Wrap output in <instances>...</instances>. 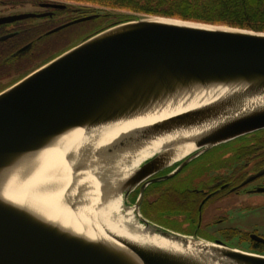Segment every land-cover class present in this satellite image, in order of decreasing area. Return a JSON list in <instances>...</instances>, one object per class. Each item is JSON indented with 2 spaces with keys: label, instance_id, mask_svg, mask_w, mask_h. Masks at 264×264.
Returning a JSON list of instances; mask_svg holds the SVG:
<instances>
[{
  "label": "water",
  "instance_id": "95a60500",
  "mask_svg": "<svg viewBox=\"0 0 264 264\" xmlns=\"http://www.w3.org/2000/svg\"><path fill=\"white\" fill-rule=\"evenodd\" d=\"M44 16L1 17L0 25ZM99 17L91 14L47 34ZM210 87L225 89L207 103L128 131L95 151L86 149L92 163L77 169L91 170L103 182V196H121L124 213L131 210L143 227L140 233L179 242L183 251L111 232L90 236L5 196L11 176L71 133L130 121L180 95ZM260 100H264V32L163 16L112 24L28 74L0 92V264H264L263 254L168 231L141 212L149 185L175 177L208 150L264 130V103L253 104ZM193 130L200 133L181 140L195 146L185 157L171 162L176 141L134 167L137 152L146 143ZM179 162L172 173L152 178ZM139 186L131 205L128 196ZM84 192L77 190L73 209Z\"/></svg>",
  "mask_w": 264,
  "mask_h": 264
},
{
  "label": "flooded vegetation",
  "instance_id": "af4514ba",
  "mask_svg": "<svg viewBox=\"0 0 264 264\" xmlns=\"http://www.w3.org/2000/svg\"><path fill=\"white\" fill-rule=\"evenodd\" d=\"M56 3L64 4L66 7L53 8L47 6L48 4ZM10 4L16 7L20 5V3L13 0L0 1V5L3 7H13ZM33 6L35 8L31 11L0 14V18L24 13L46 15L41 18H29L0 25V30L3 31L0 34V38L9 34H14L11 37L14 38L23 27L43 26L44 28L42 34L36 39L21 45L14 51L13 55L19 54V50L30 45L25 52L19 55L20 57L35 56L37 54L35 51L37 41L89 21L70 25L56 33H47L74 20L94 14L88 13L87 9L82 6L71 7L66 3L56 1H36ZM30 20L43 21L33 23ZM222 145H227L225 152H223L224 154L219 158L218 154L212 155L222 150V148L220 149ZM211 155V159H208ZM180 164L181 162L159 172L152 178L168 175ZM198 165L201 166L200 171L207 173V177H210V179H204L200 182L199 178V184L184 182L182 187H176L175 185L162 187V183L171 182L185 174L191 166ZM167 181L151 184L146 189L141 212L147 220L171 232L209 242H222L238 249L264 255V242L258 240L264 239V225L247 228L232 226L228 223L230 218L227 215L228 211L230 212L231 210H237V214H248L251 211L264 210V192H257L258 189L264 188V130L231 140L202 153L189 162L175 177ZM139 190L140 186L128 196V203L132 205L136 202ZM176 196L183 198L184 202L178 206L167 203L166 207L163 208L161 206L158 208L159 202L163 205V201ZM231 201L235 202L236 205L224 210V205ZM144 211L145 213H143ZM147 213L153 214L149 215ZM163 219L171 221L183 228V230L173 229L158 222V220ZM237 221H240L238 216Z\"/></svg>",
  "mask_w": 264,
  "mask_h": 264
},
{
  "label": "bare ground",
  "instance_id": "6f19581e",
  "mask_svg": "<svg viewBox=\"0 0 264 264\" xmlns=\"http://www.w3.org/2000/svg\"><path fill=\"white\" fill-rule=\"evenodd\" d=\"M224 89V87L195 89L172 99L145 116L100 127L90 132L77 130L57 142L52 148L38 153L29 160L26 168L19 171L15 177L11 176L4 194L15 201L33 206L64 226L90 236L111 232L138 242L183 251L185 246L179 242L159 235L140 233L143 227L134 219L131 210L124 213L121 196L112 195V193H105L103 196V182L96 178L91 170L85 168L77 171V169L81 164L92 163L86 149L95 151L99 147L109 145L128 131L207 103L221 94ZM262 102L264 103V100L253 102V104ZM199 133L198 130L180 131L146 143L137 152L134 167L178 141L180 144L177 143L175 155L171 160L175 163L195 149L193 144L184 143L185 141L181 140L194 137ZM85 154L87 156H84ZM133 170V168L126 169V175ZM71 185L73 187L70 189ZM89 188L92 190L87 192ZM78 189L86 190V192L80 195L81 202L77 208L73 209L71 203Z\"/></svg>",
  "mask_w": 264,
  "mask_h": 264
},
{
  "label": "trees",
  "instance_id": "16d2710c",
  "mask_svg": "<svg viewBox=\"0 0 264 264\" xmlns=\"http://www.w3.org/2000/svg\"><path fill=\"white\" fill-rule=\"evenodd\" d=\"M67 2L71 7L72 3L82 6L88 13L107 12L96 20L85 24L95 23L99 20H106L104 28L112 24L126 22L135 18L137 14L163 16L186 21L208 23L215 25H225L235 28L248 29L264 32V0H58ZM112 11L113 13H110ZM111 19L115 21H111ZM82 25L70 27L60 33L44 37L36 42V48L40 52L41 45L46 38L53 37L65 39L76 32ZM44 32L43 26L21 28L14 38L0 42V92L20 81L28 74L33 72L28 67L31 56L20 57L19 54L13 55L14 51L26 42L36 39ZM3 31L0 30V34ZM50 39V38H49ZM36 49V52H37ZM70 49V48H68ZM67 51L64 50L63 52ZM61 52L60 54H62ZM59 54V55H60ZM55 57H50L51 61ZM184 202L181 197H170L163 201L178 206Z\"/></svg>",
  "mask_w": 264,
  "mask_h": 264
},
{
  "label": "rangeland",
  "instance_id": "374dc122",
  "mask_svg": "<svg viewBox=\"0 0 264 264\" xmlns=\"http://www.w3.org/2000/svg\"><path fill=\"white\" fill-rule=\"evenodd\" d=\"M1 1V0H0ZM11 1V0H10ZM16 1L18 3H20L19 6H14L13 4H10L11 8L8 7H3L0 5V14H8V13H12L15 11H31L34 10V6L33 3H36V1H56V2H60V3H66L67 2H63V1H58V0H13ZM71 5H73V7H76V4L72 3ZM110 13H113L112 11H109ZM94 14H100V16H102L103 14L107 13V12H93ZM148 17H152V15H143V14H137L135 16V18L133 19H138V18H148ZM100 18V17H99ZM43 20H30V22L33 23H40ZM111 21H115L113 19H111ZM107 22L106 20H99L95 23H90V24H85L84 26L80 27L76 32H73L72 34H69L68 37H66L65 39L61 40L58 38H46V40L44 41V43L41 45V50L40 52L37 49V54L35 56H33L31 58V60L28 62V67H30L31 69L29 70L32 71L34 69L39 68L40 66H43V64L46 63V61L50 58V57H58L59 54L61 52H63L64 50H68V48L74 47L76 45H78L79 43L83 42L85 39H87L88 37L94 35L95 33L101 31L102 29H104V25ZM35 49V51H36ZM231 145H235L233 143H230ZM230 147V146H229ZM222 148V150L215 152L212 155L218 154V158L223 155L225 152V149L227 148V145H222L220 147V149ZM219 149V148H218ZM212 155L208 158L211 159ZM207 159V160H208ZM201 165V164H200ZM191 166L188 171L183 174L181 177L179 176V178H176L175 180L171 181V182H165L162 183V187H168L170 185H175L176 187H182L184 182H187L189 184H199V178H200V182H202L204 179H210V177H207L208 174L205 172L200 171L201 166ZM111 167V166H108ZM119 167V163L117 165V169ZM206 171V170H204ZM212 176V174H211ZM195 180V181H194ZM235 202H228L224 205V210L226 209H230L232 207H234ZM227 213V211H225ZM145 213V211L143 212ZM149 215L153 214V213H147ZM155 214V213H154ZM230 218V222L228 221V223L232 226H238V227H242V228H247V227H251V226H262V224L264 225V210H255V211H251L248 214H237V210H231L230 212L228 211L227 214ZM156 216V214H155ZM237 216L239 218V222H236ZM158 222L162 223L165 226L171 227L173 229H179V230H183V228H181L178 225H175L174 223H172L169 220H158ZM236 244V243H235Z\"/></svg>",
  "mask_w": 264,
  "mask_h": 264
}]
</instances>
